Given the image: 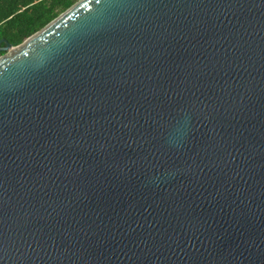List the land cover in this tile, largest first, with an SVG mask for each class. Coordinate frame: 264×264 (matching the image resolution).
I'll return each instance as SVG.
<instances>
[{
  "label": "water",
  "instance_id": "obj_1",
  "mask_svg": "<svg viewBox=\"0 0 264 264\" xmlns=\"http://www.w3.org/2000/svg\"><path fill=\"white\" fill-rule=\"evenodd\" d=\"M0 52V264H264V0H77Z\"/></svg>",
  "mask_w": 264,
  "mask_h": 264
},
{
  "label": "trees",
  "instance_id": "obj_2",
  "mask_svg": "<svg viewBox=\"0 0 264 264\" xmlns=\"http://www.w3.org/2000/svg\"><path fill=\"white\" fill-rule=\"evenodd\" d=\"M77 0H0V37L17 45Z\"/></svg>",
  "mask_w": 264,
  "mask_h": 264
},
{
  "label": "built area",
  "instance_id": "obj_3",
  "mask_svg": "<svg viewBox=\"0 0 264 264\" xmlns=\"http://www.w3.org/2000/svg\"><path fill=\"white\" fill-rule=\"evenodd\" d=\"M0 56H1V52H0Z\"/></svg>",
  "mask_w": 264,
  "mask_h": 264
}]
</instances>
